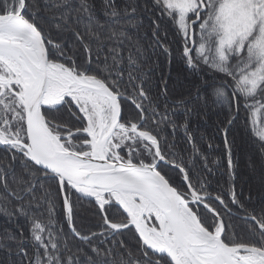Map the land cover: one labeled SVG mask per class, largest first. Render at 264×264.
Returning a JSON list of instances; mask_svg holds the SVG:
<instances>
[{
	"label": "snow or ice",
	"instance_id": "snow-or-ice-1",
	"mask_svg": "<svg viewBox=\"0 0 264 264\" xmlns=\"http://www.w3.org/2000/svg\"><path fill=\"white\" fill-rule=\"evenodd\" d=\"M0 217V264H264V0H0Z\"/></svg>",
	"mask_w": 264,
	"mask_h": 264
},
{
	"label": "trees",
	"instance_id": "trees-1",
	"mask_svg": "<svg viewBox=\"0 0 264 264\" xmlns=\"http://www.w3.org/2000/svg\"><path fill=\"white\" fill-rule=\"evenodd\" d=\"M176 75V71L175 68L173 69V76ZM216 117H212V120L209 121L208 125L205 126H201V131H212V121L215 120ZM217 143H219V140H217ZM251 183L252 186L255 188H257L259 186V179L258 176H253L250 171L248 169L245 168V160L243 158H241L240 160V169H239V174H238V184H245V189L247 192V187L248 184ZM254 195H255V191H254ZM5 224V221L3 219V217H0V226H3Z\"/></svg>",
	"mask_w": 264,
	"mask_h": 264
}]
</instances>
